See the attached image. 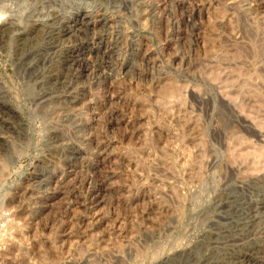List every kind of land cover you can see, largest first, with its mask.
<instances>
[{
	"label": "rangeland",
	"instance_id": "1",
	"mask_svg": "<svg viewBox=\"0 0 264 264\" xmlns=\"http://www.w3.org/2000/svg\"><path fill=\"white\" fill-rule=\"evenodd\" d=\"M0 21V264H264V0Z\"/></svg>",
	"mask_w": 264,
	"mask_h": 264
},
{
	"label": "bare ground",
	"instance_id": "2",
	"mask_svg": "<svg viewBox=\"0 0 264 264\" xmlns=\"http://www.w3.org/2000/svg\"><path fill=\"white\" fill-rule=\"evenodd\" d=\"M86 16V15H85ZM84 18V17H83ZM82 18V19H83ZM92 18H94V17H91V15H89V16H87L86 18H84V25H85V27H86V23L88 22V20H91ZM82 21V20H81ZM80 21V22H81ZM1 22V21H0ZM92 22V21H91ZM74 23V22H73ZM70 24V23H69ZM4 26H6V25H4ZM94 26V25H93ZM88 27V26H87ZM69 29H72V26L70 25L69 27H68ZM2 29V31H5L6 30V28L4 27V28H1ZM74 29V28H73ZM42 30V29H41ZM84 30V29H83ZM87 30V29H86ZM72 31V30H71ZM93 31V30H92ZM69 32V31H68ZM74 32V31H73ZM82 32V31H81ZM77 36V35H76ZM7 37V36H6ZM133 38V37H132ZM138 39V38H137ZM116 42V41H115ZM74 62V61H73ZM87 63V62H86ZM88 65V64H87ZM72 70V69H71ZM70 70V71H71ZM77 72V71H76ZM69 94V93H68ZM68 97V96H67ZM2 100V99H1ZM1 100H0V102H1ZM4 104H5V102L4 101H2ZM8 102V101H7ZM243 257H246L245 255L243 256ZM246 259H247V257H246ZM250 259H252V258H250ZM244 260V259H243ZM247 262V261H246ZM250 262V261H249ZM262 263V262H261Z\"/></svg>",
	"mask_w": 264,
	"mask_h": 264
},
{
	"label": "built area",
	"instance_id": "3",
	"mask_svg": "<svg viewBox=\"0 0 264 264\" xmlns=\"http://www.w3.org/2000/svg\"><path fill=\"white\" fill-rule=\"evenodd\" d=\"M10 218L9 211H1L0 212V226L5 225Z\"/></svg>",
	"mask_w": 264,
	"mask_h": 264
}]
</instances>
